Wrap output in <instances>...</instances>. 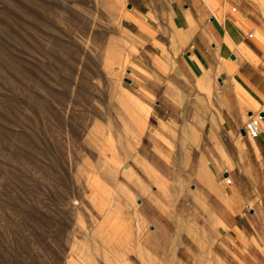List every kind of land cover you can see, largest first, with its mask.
Instances as JSON below:
<instances>
[{
  "label": "rangeland",
  "instance_id": "rangeland-1",
  "mask_svg": "<svg viewBox=\"0 0 264 264\" xmlns=\"http://www.w3.org/2000/svg\"><path fill=\"white\" fill-rule=\"evenodd\" d=\"M124 4L0 0V264L164 258L170 234H140L121 182L133 147Z\"/></svg>",
  "mask_w": 264,
  "mask_h": 264
},
{
  "label": "crops",
  "instance_id": "crops-1",
  "mask_svg": "<svg viewBox=\"0 0 264 264\" xmlns=\"http://www.w3.org/2000/svg\"><path fill=\"white\" fill-rule=\"evenodd\" d=\"M121 27L140 234H170L160 264H264V0H125Z\"/></svg>",
  "mask_w": 264,
  "mask_h": 264
},
{
  "label": "built area",
  "instance_id": "built-area-1",
  "mask_svg": "<svg viewBox=\"0 0 264 264\" xmlns=\"http://www.w3.org/2000/svg\"><path fill=\"white\" fill-rule=\"evenodd\" d=\"M262 115L257 114V115H251L247 120L245 121L243 125V130L247 132L250 136H257L259 134L260 130V119ZM231 179L228 178L227 182H230Z\"/></svg>",
  "mask_w": 264,
  "mask_h": 264
},
{
  "label": "bare ground",
  "instance_id": "bare-ground-1",
  "mask_svg": "<svg viewBox=\"0 0 264 264\" xmlns=\"http://www.w3.org/2000/svg\"><path fill=\"white\" fill-rule=\"evenodd\" d=\"M94 72H95V71H94ZM112 158H113V157H112ZM172 246H173V245H172ZM139 252L142 254V252H141L140 250H139ZM141 254L139 255L140 257H142V255H141ZM72 262H73V261H72Z\"/></svg>",
  "mask_w": 264,
  "mask_h": 264
},
{
  "label": "water",
  "instance_id": "water-1",
  "mask_svg": "<svg viewBox=\"0 0 264 264\" xmlns=\"http://www.w3.org/2000/svg\"><path fill=\"white\" fill-rule=\"evenodd\" d=\"M125 79L127 80L128 78H127V77H125Z\"/></svg>",
  "mask_w": 264,
  "mask_h": 264
}]
</instances>
